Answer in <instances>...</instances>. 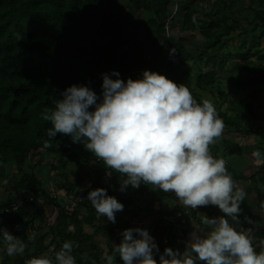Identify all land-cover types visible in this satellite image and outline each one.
Listing matches in <instances>:
<instances>
[{"label":"trees","instance_id":"obj_1","mask_svg":"<svg viewBox=\"0 0 264 264\" xmlns=\"http://www.w3.org/2000/svg\"><path fill=\"white\" fill-rule=\"evenodd\" d=\"M121 3L128 15L120 9V0H0V180L8 178L4 188L14 194L15 201L28 196L43 200L42 204L35 200L23 205L34 207L46 203L57 208L54 224L47 226L52 234L50 243H55L50 252H46L49 245L45 243L48 232L39 231L35 216L26 219L19 208L7 216L5 223L0 222V228L7 231L6 224L13 225L15 233L8 232L27 245L22 255L10 257L0 235V264H27L33 257L54 260L55 251L64 241L74 242L72 253L76 264L99 262L96 251L85 255L81 249L87 239L82 224L88 222L87 219L90 223L96 220L93 212L82 219L80 208L85 206L86 200L83 198L76 207L66 210V204H59L55 196L49 195L34 169L42 165L39 155L50 154L55 158L51 169L62 179L57 186L59 189L72 190L73 185L67 180V169L72 163L78 164L79 168L86 165L92 168L93 176L87 177L86 194L91 189L103 188L107 195L114 196L121 187L126 176L108 169L103 161L85 150L82 143H74L69 135L60 133L50 138L48 129L52 124L42 118V113L46 107L54 109V101L70 85L89 87L102 98V74L114 79L113 71L121 74L141 70L137 76L140 79L143 70L153 71L146 69L148 59L142 51L136 52L135 43L128 40L129 24L142 28L141 38L150 45L149 53L153 59L158 55H170L172 60L181 63L205 58L213 68L214 63L222 60L221 50L225 39L231 37L232 22L219 18L200 20L194 15L197 11L194 0L177 4V11L183 15L181 34L169 36L164 31L165 19L172 11L168 7L169 0H122ZM142 10L151 12L152 16L144 22L131 19V14ZM204 16H209L208 12ZM219 24L222 25L220 29L213 31ZM196 30L201 31L207 41L199 52L188 46L187 33ZM207 49H211L209 55L205 54ZM213 68L197 73L191 86L173 82L186 86L193 99L202 103L198 92L214 84ZM244 103L251 104L250 101ZM216 115L229 124L235 122L225 113L216 112ZM12 164L17 175L10 172ZM105 170L110 171L111 178L103 181ZM80 177L81 173L75 183L79 184ZM10 204L2 201L0 207ZM71 223L74 224L72 233L68 231ZM30 232L33 233L31 238Z\"/></svg>","mask_w":264,"mask_h":264},{"label":"clouds","instance_id":"obj_2","mask_svg":"<svg viewBox=\"0 0 264 264\" xmlns=\"http://www.w3.org/2000/svg\"><path fill=\"white\" fill-rule=\"evenodd\" d=\"M112 75L116 79L102 74V98L84 85L63 90L54 101L55 108L46 107L42 113L52 124L48 136L66 134L74 143H82L108 169L126 176L121 190L144 182L173 192L187 208L218 206L236 221L246 193L227 173L225 162L209 152V145L221 136L224 127L213 104L208 100L197 103L186 86L154 71L143 70L141 79L128 78L126 82L118 72ZM255 155L260 157L259 152ZM87 199L97 215L113 223L115 212L123 210L103 188L91 189ZM201 223L207 229L203 237L196 226L185 250L181 253L166 247L159 264H196L197 260L206 264H264V251L257 253L253 238L246 231L235 230L225 216L202 215ZM0 235L8 256L24 253L27 245L20 238L2 228ZM73 247V241H64L54 260L33 257L27 264H76ZM153 250L158 247L142 228L125 229L114 248L123 264H157ZM106 259L111 264L112 257Z\"/></svg>","mask_w":264,"mask_h":264},{"label":"crops","instance_id":"obj_3","mask_svg":"<svg viewBox=\"0 0 264 264\" xmlns=\"http://www.w3.org/2000/svg\"><path fill=\"white\" fill-rule=\"evenodd\" d=\"M182 1L169 0L168 7L170 10L175 6L177 8V4L180 5ZM194 6L197 8L194 15L200 20L211 21L219 18L224 22L231 21L233 25L231 37L225 39V45L221 50L222 60L214 63V68L205 58L181 63L172 60L170 55H158L153 59L149 53L150 45L141 38L142 28H136L132 24L127 26V38L135 43L136 52L142 51L148 59L146 69L151 68L172 81H180L191 86L197 73L213 68L214 84L198 93L203 101L208 100L213 104L216 112L225 113L235 121L229 124L221 119L224 125L222 134L209 145V152L214 158L225 162L227 173L245 190V198L239 205L241 211L237 214L238 219L233 221L214 205L198 206L196 209L187 208L180 204L173 192H164L144 182H141L139 187L127 185L124 190L120 187L112 197L123 205V210L115 212L114 223L106 216L97 215L88 199L84 201L85 206L80 208L82 219L91 216L92 212L96 219L91 223L87 219L88 222L82 224V231L86 233L87 239L81 247L85 255L90 251H96L99 255V262L96 264H109L106 256L112 257L111 264H123L118 253L114 252V248L121 242L123 231L129 228H142L148 231L158 247V250H153V258L159 264L162 253L156 227L161 222L162 216L176 209H190L193 212L190 216L181 217L172 232L175 248L181 253L185 250L187 242L191 240V234L197 230L196 226H200L201 230L198 234L201 237L206 234L207 229L201 223L202 215L210 218L225 216L235 230L246 231L253 238V247L257 253L264 251V243H262L264 241V0H194ZM120 9L128 15L125 6L124 10L121 7ZM207 12L209 16H204ZM131 16L132 20L138 18L144 22L152 16V13L142 10ZM181 24H183V15L178 10L170 35H180ZM221 26L219 24L212 30L217 31ZM187 34H189L188 46L191 50L199 52L204 49L207 41L201 31H191ZM209 51L211 49L205 50V54L209 55ZM175 75L178 77L175 78ZM127 79L124 81L126 82ZM131 79L139 78L131 77ZM244 101H250L251 104L247 106ZM257 152L260 153L259 158L255 155ZM39 156L42 157V165L34 170L40 175L49 195L55 196L59 204L68 205L67 209L76 207L77 204L71 206L68 201L73 196L87 195L86 190L89 185L87 177L93 176L92 168L89 165L79 168L78 164L72 163L67 169L69 170L67 180L73 188L66 192V188H57L62 179L51 169V164L55 163L54 156L50 154ZM10 170L12 175H17L13 164ZM107 171L110 174L109 170H105ZM79 173L81 177L77 184L75 178ZM7 180H0V203L2 201L15 203L17 201L14 194L4 188ZM38 207L40 209L34 215ZM20 208L21 214L26 219L35 216L40 232H48L45 235L47 238L45 243L49 245L46 252L54 250L55 243H50L52 234L47 230V226L54 224L57 208L46 203L34 207L23 205ZM6 218L7 216L0 215V222L5 223ZM6 226L8 231L15 233L13 225L7 223ZM73 230L74 224L71 223L68 231L72 233ZM28 234L31 238L33 233ZM59 250L60 248L55 252ZM72 255L74 256L73 253ZM196 264H206V262L197 260Z\"/></svg>","mask_w":264,"mask_h":264},{"label":"built area","instance_id":"obj_4","mask_svg":"<svg viewBox=\"0 0 264 264\" xmlns=\"http://www.w3.org/2000/svg\"><path fill=\"white\" fill-rule=\"evenodd\" d=\"M177 13V8L176 6L172 9L170 15L166 17L165 23H164V31L167 36L170 35L171 27L174 22V17ZM141 70H130V71H125L121 74H119V78L121 80H124L126 78H131V77H137L138 74L140 73ZM116 79V77L114 78ZM107 179H110V174L109 172H105L103 181H106ZM87 199V197L83 196H73L71 200L68 201V203L73 206L77 204L81 199ZM37 200L39 203H43V200L41 198L39 199H34L31 196L24 197L23 199L18 200L15 203L10 204L9 206H3L0 207V215L2 216H9L12 212H16L19 210L21 206H23L24 202H33ZM69 206H65V209H67ZM192 211L190 209H176L174 212L170 214H165L162 216L160 222L158 224V227L156 229L158 230L159 233V246L161 253H164V249L166 247L171 248L173 250H176L175 242L172 240L170 241V236L172 235V232L174 231V228L176 226V222L183 216H190L192 215Z\"/></svg>","mask_w":264,"mask_h":264},{"label":"rangeland","instance_id":"obj_5","mask_svg":"<svg viewBox=\"0 0 264 264\" xmlns=\"http://www.w3.org/2000/svg\"><path fill=\"white\" fill-rule=\"evenodd\" d=\"M120 1H121V0H120ZM119 5H120V7H121V8L124 10V5H123V3L121 4V2H120V4H119ZM126 11H127V10H126ZM174 32H175V31H174ZM182 68H184V67L182 66ZM202 68H203V67H202ZM177 73H178V72H177ZM174 77L176 78V77H178V76H177V75H175ZM12 167H13V166H12ZM9 169H10V168H9ZM13 169H14V168H13ZM29 170H32V169H30V168H29ZM41 170H42V169H41ZM41 170H40V171H41ZM41 172H42V171H41ZM5 179H8V178H7V177H5Z\"/></svg>","mask_w":264,"mask_h":264}]
</instances>
